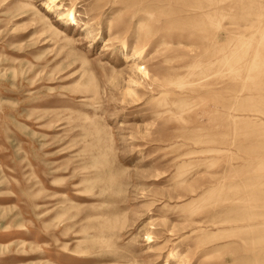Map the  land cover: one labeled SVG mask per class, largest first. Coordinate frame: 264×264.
<instances>
[{
	"label": "rangeland",
	"instance_id": "1",
	"mask_svg": "<svg viewBox=\"0 0 264 264\" xmlns=\"http://www.w3.org/2000/svg\"><path fill=\"white\" fill-rule=\"evenodd\" d=\"M48 2L0 0V264H264V0Z\"/></svg>",
	"mask_w": 264,
	"mask_h": 264
},
{
	"label": "bare ground",
	"instance_id": "2",
	"mask_svg": "<svg viewBox=\"0 0 264 264\" xmlns=\"http://www.w3.org/2000/svg\"><path fill=\"white\" fill-rule=\"evenodd\" d=\"M58 1V3H57ZM63 0H49V5H48V8H50V10L56 8V7H59V3H61ZM187 1V6L186 8H189L191 10V12H197V14H194V17L192 18V16L189 14V15H185L186 17L184 18H181V20L185 21V20H190V19H197V17H199V13L198 11L202 8V2L204 1L205 3L209 4V5H216V3H223V2H226L227 0H184V2ZM214 3V4H213ZM52 6V7H51ZM210 6H207L205 8H208ZM211 10V9H210ZM209 10V11H210ZM184 12V11H183ZM186 12V11H185ZM214 13V12H213ZM205 16H211V12H208V13H205ZM59 20H61L62 22H64L66 24V26H70V25H73V26H79L81 24L82 21H80V19L77 18V16L75 15V9H74V5H72L71 7L69 8H66L64 11L60 12L59 13ZM84 26L86 27H89L88 26V22H83L82 23ZM85 29V28H84ZM226 30V29H225ZM142 32H140L141 34ZM127 42V41H126ZM141 40H140V37H137L135 40H134V43L132 45V48H131V51L132 53L128 56L129 57V61H133L134 62V66H132L131 70H130V74H132V78L129 79V82L128 85H133V84H136L137 81H136V77H139V79H142L143 82H145V88H147L148 90H152V91H158L160 90V93L161 96L162 94L163 95H168V94H175L176 95V98L174 99L173 103L174 104H177V103H180L184 100V96H182L184 94V89H183V86H182V80H181V74L178 75V80H173L172 79H168L167 76L165 75H159L158 77V81H159V84H156L155 83V80L154 79H151V76H150V72L148 71L147 67L146 66H143L142 64H139L138 61L139 59H142L143 54L142 52L144 51L143 48H148L149 50H147L148 52L150 51V49H153L154 51H156V45H158V41L151 43L150 45H148L147 42L143 43ZM250 46V45H249ZM216 47V46H215ZM214 47V48H215ZM259 47V46H258ZM130 48V46L128 44H125L123 46V50L124 51H128V49ZM219 49V48H218ZM116 50V49H115ZM142 51V52H141ZM104 52V50H103ZM213 52V53H212ZM212 55L215 53V52H218L216 50V48L214 49V51H212ZM218 54V53H217ZM210 55V54H209ZM216 55V53H215ZM214 55V56H215ZM232 56L233 55H227L222 57L221 59L217 60L214 64L213 63H209L208 65L212 67L216 66V65H219L220 68L216 69L213 71L212 70H209L208 71V74L210 75H217L218 72H220L221 69L223 68H226V69H229L231 70L232 67H233V58L232 59ZM235 57V56H234ZM241 60V59H240ZM133 64V63H132ZM259 63L258 62H255V64L253 65L254 69L256 70V68H259ZM217 67V66H216ZM126 69V68H124ZM179 69V68H178ZM182 69V67L180 68ZM225 69V70H226ZM185 70V69H184ZM186 70H189V69H186ZM224 70V69H223ZM181 72V71H180ZM193 72V71H192ZM223 72H226V71H223ZM222 73V72H221ZM220 74V73H219ZM223 74V73H222ZM199 75V74H198ZM192 74H188L186 77H191ZM222 76V75H221ZM196 77V76H195ZM213 77V76H212ZM211 77V78H212ZM170 78V77H169ZM172 78V77H171ZM194 79V78H193ZM152 80V81H151ZM157 80V79H156ZM208 80V79H207ZM203 82V81H202ZM200 82V83H202ZM185 83V82H184ZM175 85V86H174ZM134 86H137V85H134ZM190 85H188L189 87ZM129 88V87H128ZM136 88V87H135ZM187 90V88L185 89ZM190 90V89H189ZM165 99V98H164ZM164 104H162L163 106ZM161 106V107H162ZM175 107V106H174ZM179 107V106H178ZM190 107V106H189ZM182 108V107H180ZM176 109V108H175ZM236 120V119H235ZM212 143V142H211ZM216 142L214 141V143L212 144H215ZM210 151H216L214 149H210ZM190 154V153H189ZM188 157V156H187ZM183 180V179H182ZM185 181H182L180 183L183 184ZM66 202L69 203V205H74L75 203H77V200L78 197L74 196V195H69L67 194L65 199H64ZM242 200H245L247 201V199H242ZM241 221V220H239ZM243 221V220H242ZM262 224H260L261 226ZM259 226V225H258ZM193 233H199V236H201L200 234L203 232H199L197 230H193ZM205 234H203L201 237H203ZM205 238H208V236H204ZM149 239V243H152L154 242V240L152 239V237H148ZM190 245L189 244H186L183 246L182 250H179V251H176L175 254L173 253L174 250L172 251V257L174 260H177L178 259H181V257L184 255V253H186L189 249H190ZM172 249V248H171ZM56 256L58 257L59 260H69V261H73V260H70L68 258H64L61 254L57 253ZM58 260V261H59Z\"/></svg>",
	"mask_w": 264,
	"mask_h": 264
}]
</instances>
